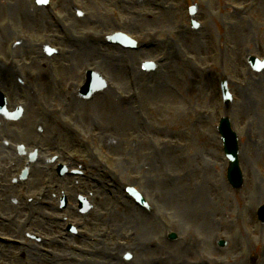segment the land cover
Returning a JSON list of instances; mask_svg holds the SVG:
<instances>
[{
	"label": "rangeland",
	"instance_id": "374dc122",
	"mask_svg": "<svg viewBox=\"0 0 264 264\" xmlns=\"http://www.w3.org/2000/svg\"><path fill=\"white\" fill-rule=\"evenodd\" d=\"M28 1L35 16L26 13ZM161 1L165 4L155 6L149 0V7H156L152 11L143 9L141 0H52L50 8L33 0H10L13 5L22 2L25 12L15 16L11 28H0V50L9 57L5 65L11 61L16 74L27 63L41 62L39 72L44 73L37 74L38 64L27 70V89H41L35 97L26 95L14 75L0 70V82L9 84L11 109L23 106L26 111L19 123L6 124L0 118L1 162L5 158L0 191H7L0 205L6 201L8 216L26 229L20 233L9 227L7 232L21 239L27 233L42 239L25 240L36 246L22 264H264V226L257 221L264 205V70L256 74L248 64L250 57L264 56V0ZM225 2L248 9L236 14L224 7ZM77 6L89 18L80 17ZM191 7L198 9L197 31L191 27ZM4 11L0 4V26L6 24ZM28 13L30 21L21 19ZM94 16L104 23H89ZM77 19L84 24H76ZM119 31L137 38L143 47L137 56L131 52L122 56L124 50L110 44L90 49L79 42L88 40L89 34L100 38ZM154 34L157 38L151 41L148 35ZM22 36L30 43L23 44ZM47 42L57 50L51 57L41 50ZM145 61H157L159 66L153 74L136 69L142 79L132 87L137 76L129 70ZM84 67L99 68L114 89L96 95L93 102L80 99L74 91L76 81L84 80ZM223 80L236 100L228 114L240 137L242 191H234L227 182L228 163L217 131L225 115ZM132 90L137 99L129 105L124 96ZM5 139L21 146L24 156L7 147ZM163 139L180 142L181 147L168 148L167 153L155 149ZM36 147L38 159L21 182ZM52 152L69 165L63 179L56 174L60 163L52 161ZM150 152L161 160H146ZM44 166L55 189L47 196L54 193L56 199L30 203L29 196L36 197L46 176ZM9 167L13 169L6 173ZM162 177H167L171 193L161 192ZM34 178L36 188L30 187ZM130 186L150 199L152 213L127 194ZM64 196L70 204L62 210ZM80 196L90 199L94 212L82 214ZM65 217L81 225L78 231L92 236L90 245L69 240L63 248L53 244L49 235L54 237V227L66 229ZM168 229L178 232L177 241L165 238ZM127 236L139 238L141 248L135 250ZM220 238H225L226 248L218 246ZM33 248L36 253L31 255ZM0 250L9 251L2 245Z\"/></svg>",
	"mask_w": 264,
	"mask_h": 264
},
{
	"label": "water",
	"instance_id": "95a60500",
	"mask_svg": "<svg viewBox=\"0 0 264 264\" xmlns=\"http://www.w3.org/2000/svg\"><path fill=\"white\" fill-rule=\"evenodd\" d=\"M221 134L225 146L227 158L230 160L231 167L229 169L230 182L235 187L242 186L241 174L238 167V141L237 136L232 132L231 125L228 119L222 122ZM234 171V173H232ZM264 211V210H263Z\"/></svg>",
	"mask_w": 264,
	"mask_h": 264
},
{
	"label": "bare ground",
	"instance_id": "6f19581e",
	"mask_svg": "<svg viewBox=\"0 0 264 264\" xmlns=\"http://www.w3.org/2000/svg\"><path fill=\"white\" fill-rule=\"evenodd\" d=\"M153 1H154L155 3L158 4V1H157V0H153ZM36 183H37V181L34 180V181H33V184L36 185ZM128 240L131 241V239H130L129 237H128ZM134 246L141 248V244H140V242L137 243V241H134Z\"/></svg>",
	"mask_w": 264,
	"mask_h": 264
}]
</instances>
